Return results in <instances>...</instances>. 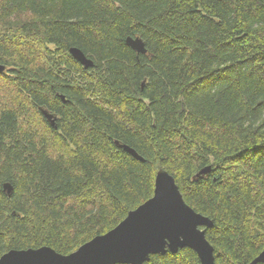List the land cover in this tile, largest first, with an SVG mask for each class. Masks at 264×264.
Returning a JSON list of instances; mask_svg holds the SVG:
<instances>
[{
	"label": "trees",
	"instance_id": "obj_1",
	"mask_svg": "<svg viewBox=\"0 0 264 264\" xmlns=\"http://www.w3.org/2000/svg\"><path fill=\"white\" fill-rule=\"evenodd\" d=\"M0 64V257L74 253L160 169L214 222L215 264L264 250V0H0ZM145 264L201 263L186 248Z\"/></svg>",
	"mask_w": 264,
	"mask_h": 264
},
{
	"label": "water",
	"instance_id": "obj_2",
	"mask_svg": "<svg viewBox=\"0 0 264 264\" xmlns=\"http://www.w3.org/2000/svg\"><path fill=\"white\" fill-rule=\"evenodd\" d=\"M126 44L139 55L147 53L141 38L129 37ZM70 54L85 70L94 67V62L81 50L72 48ZM6 70L7 67L0 64V74ZM41 111L55 127L57 117L47 110ZM119 146L143 161L134 149ZM211 171L212 167H207L198 176H208ZM4 190L8 196L13 193L9 183L4 185ZM213 226L212 220L198 214L185 202L174 177L160 169L153 197L131 211L107 234L94 238L70 255H61L48 247L12 250L0 257V264H145L153 255L177 254L186 248L197 253L201 264H215V249L206 238L207 229ZM250 264H264V250Z\"/></svg>",
	"mask_w": 264,
	"mask_h": 264
},
{
	"label": "flooded vegetation",
	"instance_id": "obj_3",
	"mask_svg": "<svg viewBox=\"0 0 264 264\" xmlns=\"http://www.w3.org/2000/svg\"><path fill=\"white\" fill-rule=\"evenodd\" d=\"M56 117V116H55ZM47 122H48V120H47ZM49 123V122H48ZM50 124V123H49ZM56 127V126H55Z\"/></svg>",
	"mask_w": 264,
	"mask_h": 264
}]
</instances>
